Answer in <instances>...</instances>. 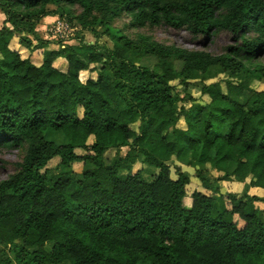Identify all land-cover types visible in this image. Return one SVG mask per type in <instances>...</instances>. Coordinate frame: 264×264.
<instances>
[{
	"label": "trees",
	"instance_id": "16d2710c",
	"mask_svg": "<svg viewBox=\"0 0 264 264\" xmlns=\"http://www.w3.org/2000/svg\"><path fill=\"white\" fill-rule=\"evenodd\" d=\"M0 10V148L26 153L0 182V264H264V196L249 191L264 188V89L253 87L264 84V0H0ZM126 14L130 28L228 32L234 43L214 54L133 37L115 26ZM52 15L96 41L44 38ZM82 71L97 77L83 82ZM176 80L203 82L209 100L184 99ZM193 178L205 191L187 206ZM224 181L249 190L226 198Z\"/></svg>",
	"mask_w": 264,
	"mask_h": 264
},
{
	"label": "rangeland",
	"instance_id": "374dc122",
	"mask_svg": "<svg viewBox=\"0 0 264 264\" xmlns=\"http://www.w3.org/2000/svg\"><path fill=\"white\" fill-rule=\"evenodd\" d=\"M51 9L55 10L57 9L56 6H51ZM74 11L79 13L81 11V9L77 6H75ZM0 15L3 17L1 18L0 16V28H2V26L5 24V16H3L1 14V10H0ZM48 17V16H47ZM46 17V21L48 22H43L38 26V30L42 33V36L44 38H48V39H52L54 40L55 38L52 37V32L50 31L52 24L56 21V19L58 18H62L61 16H57L56 18H52L55 16H49L52 19H47ZM67 21H70V18L67 15L63 16ZM63 18V19H64ZM52 20V21H51ZM50 21V22H49ZM131 21V17L129 15H124L121 19L117 20L115 22V26L124 30L127 34L135 37L137 36L139 33H149L152 34L157 40L161 41V42H166V43H171V44H177L179 46L182 47H186L189 49H198V50H207L211 53L214 54H220L222 52H224L227 48V46L232 45L233 42V37L230 33L228 32H220L218 34H214V36H211L208 38V40H206V38H199V39H195V37H193V35L187 31V30H176L173 29L172 27H169L167 25H161L158 27H151V26H146V27H142V28H130L128 27V23ZM46 23V24H45ZM73 24H75V22H72ZM45 25V26H44ZM99 30V27H98ZM80 39H84L85 41H89L94 43L96 41V34L95 32H93L90 29L87 30H79L75 37H72L70 39V44H74V45H78V43L80 42ZM58 40V39H57ZM206 40V41H205ZM56 42V40H54ZM100 41L103 44H107L109 46H113L112 41L110 40V37L108 35H102L100 38ZM53 48H57V44H53L51 45ZM11 47H14V42H11ZM19 48V46H17ZM17 48V49H18ZM19 52L21 53V55L23 57H27L29 56V54L27 52H25V50L23 49V47L19 48ZM32 57H33V61H35V63L37 64H41L42 60H43V50H38L34 53H32ZM59 62V61H58ZM58 62H56V65L60 66V64H58ZM145 65L150 66L151 68H154L156 65V61L153 58H147L145 60ZM181 64H179L177 66L178 69H181L182 66H180ZM92 67H95V65H92ZM89 77H97V73L96 72H91V71H82L81 73V79L85 82L86 79H88ZM227 76L225 74H222L220 76H218V78L216 79H212L207 81V83H212L215 81H220L225 79ZM203 82L200 81H192L191 84L189 85L188 89L186 90L184 85H182L180 83L179 80H176L173 82V85L176 86L177 92L181 95V97H183L184 99H186L188 97L189 94L186 93V91H188L189 93H191L195 98L199 99V98H204L205 101L209 100V97L207 95H203L202 94V87ZM253 87L258 88V89H264V84H260L259 82H255ZM186 104L187 106H190V103H185L182 102L181 105ZM186 122L185 120H181L179 123V127L182 128H186ZM49 132H56V130H48L47 133ZM63 133V132H62ZM55 139L56 140H60L62 141L63 138L61 136H59L58 134H55ZM128 148H123L122 153L125 154L127 152ZM78 154L83 155L85 154V150L83 149H77ZM25 149L24 148H0V182L4 179H7L9 176H11L18 168V163L22 161L24 155H25ZM116 155V150L111 149L107 152V156L109 158H113ZM61 161L60 157H56L53 160H51L49 162V166L51 168H56L59 163ZM180 163V162H177ZM187 162H184V164L182 165V168L185 170L190 171L192 174L195 173V168L191 167L190 165L186 164ZM176 162L174 164V167L172 168L173 174L172 176L174 178L177 177L176 172ZM141 167H144L143 164L141 163H137L135 166V170L140 169ZM149 169V167H146ZM84 167H83V163L81 162H77L74 164V170L76 172H78L79 174H82ZM212 176L214 177V175H219L218 172L213 171L211 172ZM147 177L151 178V173L148 172L146 173ZM194 177V176H193ZM248 181H250L248 179ZM247 183L249 182H238V181H224L221 183V185L223 187V191H224V195L226 198H228V195L230 193H239L242 194L245 189L247 188ZM203 189V191H205V189L203 188V186L201 185V183L199 182V180L197 181L196 178H193V181L190 185L187 186V190H188V196L185 198V204L187 206L192 204V197L191 194L193 193V191L195 189ZM248 189V188H247ZM249 190V189H248ZM250 193L251 194H258L260 196H264V188L261 187H251L250 188ZM207 194H211V191H207ZM261 207L264 208V203L260 204ZM236 219L239 221L240 225H243V221L236 217ZM51 245H49L48 249H51Z\"/></svg>",
	"mask_w": 264,
	"mask_h": 264
},
{
	"label": "built area",
	"instance_id": "2783aa9c",
	"mask_svg": "<svg viewBox=\"0 0 264 264\" xmlns=\"http://www.w3.org/2000/svg\"><path fill=\"white\" fill-rule=\"evenodd\" d=\"M79 30V27L73 25L71 22L63 18H58L52 24L50 31L52 32V37L58 40L63 41V46L70 44V39L75 37L76 32Z\"/></svg>",
	"mask_w": 264,
	"mask_h": 264
},
{
	"label": "crops",
	"instance_id": "0c3cea01",
	"mask_svg": "<svg viewBox=\"0 0 264 264\" xmlns=\"http://www.w3.org/2000/svg\"><path fill=\"white\" fill-rule=\"evenodd\" d=\"M1 14H2L3 16H5L4 13L1 12ZM0 16H1V15H0ZM56 17H57V16L52 17V18L54 19V18H56ZM1 18H3V17L1 16ZM5 18H6V17H5ZM52 18L49 17V16L47 17V19H52ZM44 19H45V20H44ZM44 19H43L44 22H47V21H46V17H45ZM53 19H52V20H53ZM43 20H42V22H43ZM52 20H51V21H52ZM49 22H50V21H49ZM47 23H48V22H47ZM45 24H46V23H45ZM44 26H45V25H44ZM2 27H3V26H2ZM13 42H14V47H12V48L15 49V50H18V51H19V50H20L19 48L22 47V46H21V45L19 44V42L16 41V40H13ZM17 46H19V48H18ZM17 48H18V49H17ZM23 49L25 50V52H27V53L30 55L31 52H30L28 49H26V48H23ZM31 58L33 59V57H31ZM62 63H63V61H60V65H61ZM65 64H66V63H65ZM86 80H87V79H86Z\"/></svg>",
	"mask_w": 264,
	"mask_h": 264
},
{
	"label": "clouds",
	"instance_id": "9594fccd",
	"mask_svg": "<svg viewBox=\"0 0 264 264\" xmlns=\"http://www.w3.org/2000/svg\"><path fill=\"white\" fill-rule=\"evenodd\" d=\"M82 73V72H81ZM83 81V80H82ZM84 82V81H83Z\"/></svg>",
	"mask_w": 264,
	"mask_h": 264
}]
</instances>
